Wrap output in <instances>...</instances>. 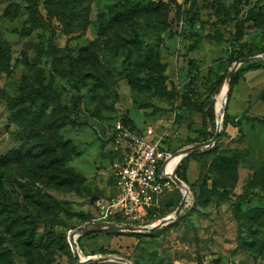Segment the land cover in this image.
I'll use <instances>...</instances> for the list:
<instances>
[{
	"label": "rangeland",
	"instance_id": "obj_1",
	"mask_svg": "<svg viewBox=\"0 0 264 264\" xmlns=\"http://www.w3.org/2000/svg\"><path fill=\"white\" fill-rule=\"evenodd\" d=\"M49 1L39 5L49 26L29 33L28 3L0 2V42L11 55L10 73L0 72V91L16 97L41 73L44 85L76 121L61 135L77 146L80 156L69 167L85 178L79 189H57L19 165L3 169L9 175L5 186L22 211L41 201L38 213L33 210L38 231L57 237L54 248L37 254L32 264H79L71 240L81 229L103 224L97 203L112 198L120 163L103 137L124 116L142 134L151 128L166 136L174 154L212 140L219 120L222 127L213 145L192 153L180 166L187 173L189 194L171 181L154 215L137 226H156L174 215L186 197L177 220L150 232H87L76 240L81 256L129 264H264V69L240 75L225 97L223 116L219 97L237 63H230L234 51L264 56V0H242L240 35L232 21L234 0H130L164 6L113 27L110 12L122 0H94L86 15L82 8L76 11L84 16L73 26L57 8L61 5L51 7ZM151 58L167 67L168 98L148 82L158 77ZM72 59L79 60L78 69ZM27 140L0 99V162L23 145H35ZM12 259L29 264L17 254Z\"/></svg>",
	"mask_w": 264,
	"mask_h": 264
},
{
	"label": "trees",
	"instance_id": "obj_2",
	"mask_svg": "<svg viewBox=\"0 0 264 264\" xmlns=\"http://www.w3.org/2000/svg\"><path fill=\"white\" fill-rule=\"evenodd\" d=\"M24 1L28 3L30 13V27H27L25 31L29 33L40 26H49V23L44 19L39 10L42 0ZM93 1L60 0L57 2L56 0H50L48 4L51 7L61 5V7L57 8H60L62 16L73 26L76 22L82 23L81 19L87 14ZM241 2L242 0H234L233 4L236 16L232 21L234 22L236 35H240L243 29V22L239 20L238 16ZM163 6L162 3L131 4L130 0H122L119 6L111 10L108 23L111 27L130 23L136 19L153 15V13L158 12ZM79 8L84 10V15L76 14ZM232 46L234 47L233 44ZM234 52L235 57L230 58V63L239 62L254 56L245 54L244 49ZM71 63L76 69L79 68V60L72 59ZM151 64L156 66L158 77H152L148 82L157 94L168 98L170 93L166 87L167 67L160 63L155 64L152 58ZM259 69H264V59L242 66L234 75L231 82V90L238 84L242 73ZM10 71V52L6 45L0 42V72L10 73ZM223 81L224 79L220 80L218 86ZM0 99L8 103L13 121L21 127L22 131H24V137L26 136L28 139L26 144L29 141L35 144L31 148L23 145L19 149L11 151L0 162V264H15L12 259L13 254L24 257L29 264H32L37 254L51 251L54 248L57 243V237L53 233L38 231L40 221H38V217L34 214V211L38 213L37 207L42 206L41 201L34 200L36 205L31 204V208L34 211L30 209V206H27L25 213L22 211L20 203L5 186L9 175L3 169L9 168L13 164L19 165L23 170L32 173L37 181L45 183L48 186L57 189H79L85 183V178L81 173L70 168L69 163L74 158L79 157L80 152L77 146L69 140H63L61 135L62 129L69 125H75L76 121L69 118V115L65 112L67 107L62 104L56 92L51 91L44 85L40 72L35 75L33 82L26 83L23 86L18 96L11 97L4 91H0ZM53 104H56V106L48 114L47 112L52 108ZM121 119L133 131L140 133L126 116L121 117ZM222 137L223 134L221 135ZM169 151L174 153L170 147ZM177 176L181 181L187 183V173L182 167L179 168ZM169 182L171 183V181ZM155 209L153 208L149 211V217L154 215ZM109 233L121 234L120 232ZM61 240L66 244L65 237H61ZM250 246L256 248L254 242ZM262 246L260 245L258 248Z\"/></svg>",
	"mask_w": 264,
	"mask_h": 264
},
{
	"label": "built area",
	"instance_id": "obj_3",
	"mask_svg": "<svg viewBox=\"0 0 264 264\" xmlns=\"http://www.w3.org/2000/svg\"><path fill=\"white\" fill-rule=\"evenodd\" d=\"M120 163L114 171V194L109 201H99L103 224L137 226L156 208L164 190L169 187L172 172L166 170L173 158L163 134L148 129L133 131L121 117L112 131L103 137Z\"/></svg>",
	"mask_w": 264,
	"mask_h": 264
},
{
	"label": "water",
	"instance_id": "obj_4",
	"mask_svg": "<svg viewBox=\"0 0 264 264\" xmlns=\"http://www.w3.org/2000/svg\"><path fill=\"white\" fill-rule=\"evenodd\" d=\"M264 56H257V57H252V58H248L242 61L237 62L233 69L230 72L229 75V80H228V92L229 93L230 89H231V82L234 78L235 73L237 72L239 66L243 65V64H248L251 62H255V61H259V60H263ZM227 102V98H225L224 101V105ZM223 112H224V106L222 107V109L220 110L221 115L223 116ZM221 127H222V121L219 120L218 122V128H217V132L215 134V136L213 137L212 140L205 142V143H200L197 145H193L192 147H189L190 150L182 157V159H180L179 163L176 165L172 175L170 176L171 181L176 184L179 188L181 189H185L188 192H190L189 187L183 182L181 181L178 176H177V172L180 168V166L182 165L183 160L188 157L189 155H191L194 152H197L199 150H202L204 148H209L211 145H213L217 139L219 138V134L221 131ZM185 150V149H184ZM183 151V150H182ZM177 152L175 154H173V157L176 156L177 154L181 153ZM186 202H187V198L185 197L180 205V207L177 209V211L175 212L174 215L169 216L168 218L164 219L163 221H161L160 223H158L156 226L151 227V228H142V227H138V226H133V225H122V224H112V223H106V224H100V225H96L94 224L92 228H83L81 229L78 233L74 234L71 240V244H72V248H73V253L75 255V258L78 259L79 264H91V263H103V262H119V263H127L129 264L127 261L125 260H121V259H113V258H105V259H85L82 260L81 259V254L79 251V247L77 245V241L74 240L75 235H82L85 234L87 232H91V231H131V232H136V231H141V232H150V231H155L158 230L168 224H170L171 222H174L175 220H177L182 211L184 210L185 206H186Z\"/></svg>",
	"mask_w": 264,
	"mask_h": 264
},
{
	"label": "bare ground",
	"instance_id": "obj_5",
	"mask_svg": "<svg viewBox=\"0 0 264 264\" xmlns=\"http://www.w3.org/2000/svg\"><path fill=\"white\" fill-rule=\"evenodd\" d=\"M227 92H228V83L226 85H224V87L222 88L221 92H220V107L222 108L223 107V104H224V101H225V97L227 96ZM189 150H183L181 153L177 154L176 156H174L171 161L169 162L166 170L168 172H172L176 165L179 163L180 159H182V157L188 152ZM184 192H185V195H188L189 192L187 193V191L185 189H183ZM79 235H76L74 237V240L76 241L77 240V237ZM81 259L82 260H85L82 256H81Z\"/></svg>",
	"mask_w": 264,
	"mask_h": 264
}]
</instances>
